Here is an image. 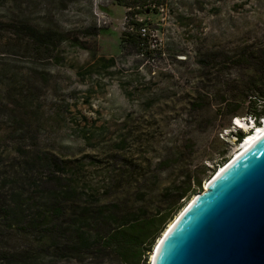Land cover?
<instances>
[{"label": "rangeland", "instance_id": "rangeland-1", "mask_svg": "<svg viewBox=\"0 0 264 264\" xmlns=\"http://www.w3.org/2000/svg\"><path fill=\"white\" fill-rule=\"evenodd\" d=\"M263 56L264 0H0V264H128L105 236L182 205L161 238L244 144Z\"/></svg>", "mask_w": 264, "mask_h": 264}, {"label": "water", "instance_id": "water-1", "mask_svg": "<svg viewBox=\"0 0 264 264\" xmlns=\"http://www.w3.org/2000/svg\"><path fill=\"white\" fill-rule=\"evenodd\" d=\"M220 170L163 235L151 264H264V137Z\"/></svg>", "mask_w": 264, "mask_h": 264}, {"label": "trees", "instance_id": "trees-1", "mask_svg": "<svg viewBox=\"0 0 264 264\" xmlns=\"http://www.w3.org/2000/svg\"><path fill=\"white\" fill-rule=\"evenodd\" d=\"M134 25H137L136 28H138L141 24L135 23ZM131 39L138 45L141 36H132ZM261 64L263 65L262 68L259 67ZM254 66L256 73L254 80L255 88L260 90L258 85L264 83V56L259 59L258 65ZM254 94L250 96L248 103L254 104L255 107L253 111L248 113V117L250 119L253 118L257 126H261V120L264 119V92H257L255 90ZM235 135L238 143L246 137L240 128L237 129ZM198 190H201V182L198 183V188L195 192ZM181 207L182 205H178L173 213L167 216L144 218L143 220L132 222L130 225L110 231L103 239L105 247L113 249L128 264L140 263L143 257L149 252L154 251L157 239L160 238L168 222L173 219Z\"/></svg>", "mask_w": 264, "mask_h": 264}, {"label": "bare ground", "instance_id": "bare-ground-1", "mask_svg": "<svg viewBox=\"0 0 264 264\" xmlns=\"http://www.w3.org/2000/svg\"><path fill=\"white\" fill-rule=\"evenodd\" d=\"M238 123H239V125H240V127L242 128L243 127V124H242V121H240V120H238ZM242 125V126H241ZM262 137H264V126H261V127H259V130H257L256 131V133L255 134H249L248 135V139L245 141V143L243 144V146H241L240 148H239V150L236 152V156H239L241 153H243L244 151H246V150H248L249 148H251V146H253V144H255L258 140H260ZM241 152V153H240ZM234 157V156H233ZM232 157V158H233ZM230 161V160H229ZM226 165V164H225ZM224 165V166H225ZM224 166H222L220 169V172H223V167ZM218 172V171H217ZM216 172V173H217ZM213 177H211V179H212ZM211 179H209L208 180V182H207V184H206V189L208 188V183H209V181L211 180ZM210 184V183H209ZM200 193H198V194H196L195 196H194V198L189 202V203H193L194 202V200L197 198V196L199 195ZM188 203V204H189ZM187 204V205H188ZM183 211L184 210H182V212H180V214L177 216V218L175 219V221H172L171 223H170V225L168 226V228L166 229V231L164 232V236H165V234H167L170 230H171V228L174 226V224L176 223V221L178 220V218L180 217V216H182V214H183ZM163 235L161 236V238L159 239V242L161 243V239H162V237H163ZM158 242V243H159ZM157 243V244H158ZM156 244V245H157ZM155 259V256H154V252L152 253V261ZM152 263V262H151Z\"/></svg>", "mask_w": 264, "mask_h": 264}, {"label": "built area", "instance_id": "built-area-1", "mask_svg": "<svg viewBox=\"0 0 264 264\" xmlns=\"http://www.w3.org/2000/svg\"><path fill=\"white\" fill-rule=\"evenodd\" d=\"M142 31H144V34L146 33L145 31H146V29H142Z\"/></svg>", "mask_w": 264, "mask_h": 264}]
</instances>
